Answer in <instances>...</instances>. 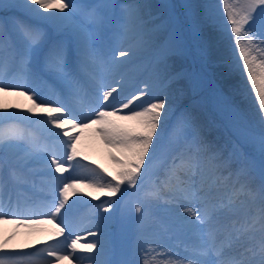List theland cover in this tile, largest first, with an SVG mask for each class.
<instances>
[{
    "label": "snow or ice",
    "instance_id": "6c2138e0",
    "mask_svg": "<svg viewBox=\"0 0 264 264\" xmlns=\"http://www.w3.org/2000/svg\"><path fill=\"white\" fill-rule=\"evenodd\" d=\"M19 7L26 18L16 19L8 33L0 29V67L11 53L18 63L22 83L14 85L0 79V93L16 91L27 95L32 101V107L27 111L37 115V118L25 116L22 120L26 123L21 126V118L0 106V166L7 162L11 175L19 179L16 171L19 166L40 163L43 166L39 173L43 178L41 183L51 190L52 196L50 202L32 199L13 201L12 197L5 201L2 194L5 181L0 176V222L11 219L13 223L25 227L57 220L65 223L64 214L68 212L65 206L69 197L77 194L78 183L86 177L57 174L68 170L65 160L75 161V164H69L74 173L76 169L87 168L76 160L79 155L76 146L78 136L69 135L66 129L96 126L101 139L125 158L112 157L122 170L111 180L92 168L90 171L94 175L85 186L94 189L98 195H87H92L93 199H99L101 195L112 197L122 192V185L133 189L139 186L144 205L150 206L161 199H165L166 203L175 202L183 209V214L178 215L181 225L198 234V242L188 249L186 255L149 249L145 253L144 264H151L147 259L150 253L167 257L165 264H264V183L258 192H253L237 180L230 190L221 193V185L230 179L225 178L222 171L227 162L203 139L190 114H182L168 133L169 143L184 138V147L168 151L165 132L171 106L166 107V99L153 98L141 105L139 110L130 108L135 100L148 95L147 84L127 103H122L119 109L105 110L117 89L103 90L104 73L119 72L132 55L130 48H116L110 58L99 50L98 36L108 22L109 10L113 6L104 3L78 12L85 6L76 4L74 0H21ZM186 7L191 8L192 5ZM140 9L141 6L136 3L124 5L121 27L125 34H132L142 45L144 34ZM223 9L226 21L219 26L224 38L231 41L237 50V67L246 73V81L258 102L260 120L264 124V0H235L234 3L223 0ZM206 10L208 20L216 21L211 4L206 5ZM197 30V24L193 23L190 29L193 38ZM53 32L60 35L53 36ZM184 43L180 32L173 31L167 40L158 45L159 72H168L169 55L182 51ZM81 73H85L89 82L95 84L94 99L87 102ZM184 75L176 73L172 79ZM189 78L194 89L199 86L200 80L195 75ZM41 87L53 91L59 89L66 93L69 103L61 102L58 106L42 100L37 103V90ZM73 102L79 104V114L73 109ZM122 109H129V114L117 115ZM118 121L131 122V126ZM33 126L43 137L36 135ZM20 141L27 143L28 147L22 154L11 152L10 149ZM259 142L264 151V128ZM145 179L149 181L146 188ZM241 194L253 198L258 195L259 208L254 213H245L233 219L231 217L236 215L238 202L243 204ZM181 201L199 207H188ZM99 207L104 212L109 210L104 203ZM136 212L143 215L144 208L138 205ZM221 218L225 222H221ZM102 219L107 220L108 217ZM60 223L54 224L52 238L63 235L65 227L70 228L68 224L61 227ZM79 239L77 236L67 243L66 237L64 241L45 243L43 247L27 245L24 249L10 248L8 240H4L0 242V264H59L64 259H75L73 254L78 248L92 252L104 247L100 239L84 245L78 243ZM65 245L71 249L67 255L64 254ZM29 248L35 251H28Z\"/></svg>",
    "mask_w": 264,
    "mask_h": 264
},
{
    "label": "bare ground",
    "instance_id": "6f19581e",
    "mask_svg": "<svg viewBox=\"0 0 264 264\" xmlns=\"http://www.w3.org/2000/svg\"><path fill=\"white\" fill-rule=\"evenodd\" d=\"M138 2L140 3L139 0ZM151 4L152 3L146 2L145 4L146 8H148ZM154 7L155 5H152L151 8L154 9ZM49 11H55V10L50 9ZM25 18L26 17L24 15L23 9L21 10L18 9L17 0H0V28L3 29L5 33H8L11 30L12 24L16 19H25ZM154 32L156 31H153L150 34L148 33V31L144 33L147 36V41L146 42L144 41L142 45H138L136 39L133 37L132 38L128 37L122 40L119 44H117V46H120L119 48H124V49L130 48L131 50L132 49L134 50V47L138 46V49L140 50V52L136 53L135 55H133L132 53V55L133 56L138 55L140 57L146 56L145 60L143 61L144 67L146 66V64L149 66L148 67L149 69L144 74V77L142 78V80L139 81L140 87L138 88L135 87L136 88L135 90H138V93H139L141 90L144 89L145 84H147L149 86L147 89L148 95L141 97L138 100H135L133 104L130 105V108H135L136 110H139L141 105L146 104L149 100H152L153 98H167L168 96H171V99L170 98L167 99L169 102L180 104L178 108L179 110L178 114L179 115H182L185 113L190 114L191 118L194 121V126L199 130L200 135L203 137V139H205L208 142L209 145H211V147L215 150L216 154L222 157L224 160V155L226 154L225 144H226V136H228L227 135L228 128H225L227 126H224L223 119L219 116H215L211 112L205 113L201 111V107L191 104V101L187 100V101L181 102V99L177 95L181 94L184 90H186V87L183 82L184 77L183 79L182 77L179 79H172V77L176 74L175 73L176 66L170 67L171 64L169 62V59H167V64L169 65L168 72L161 73L158 71V68H157L159 53H156L154 58L151 56V54H148V53H147L148 55H143L145 54L143 53L144 52L143 49L145 47L149 49V46H150L149 43L154 42L155 38L160 37L158 34H154ZM171 32H172L171 30H167L163 38H160L162 43L168 39V36ZM201 32L202 33L200 34L201 35L200 39H202L209 48L207 60L210 62L213 61L215 62L216 66H219L218 70L222 74V79L227 85L226 92L228 95L229 104L234 105L237 108L238 112L240 113L243 119L242 121H244L246 125L254 127L258 130H262V128H264V124H262L260 120L258 102L255 99L254 93L250 91V85L246 81V73L242 72L240 67H237V50H235L234 47H230L228 50H226L225 48L228 44V40H226L224 36L217 34L211 26H208V25H205L203 27L201 26ZM206 34H208L207 37H206ZM52 35L59 36L60 34L53 32ZM98 44H99L98 46L99 50H101V48H103L102 46L103 42L102 41L100 42L98 40ZM157 49L159 50V48ZM233 53H235V55ZM132 55L129 58H131ZM129 58H127V60ZM120 59L123 60L125 58H120ZM181 60L182 58H181L180 53L175 52L172 54L173 62H180ZM230 62H232V64ZM228 63L230 67H228ZM131 68L132 67L130 64L125 63V65L123 66L122 69H120L119 72H116V73L105 72L104 73L102 82L105 87L103 88V90H110V88L112 87L117 89V91L113 93V96L110 97L109 102H108L109 106L105 110L113 111V110L119 109L122 103H127L128 100L131 99V96L129 97V94L124 95L126 96V99H123L122 96L120 95L126 89V88L123 89L125 84L130 86L136 80V78L134 80L135 69H131ZM126 69H129L130 71H128L125 74L124 70ZM18 72H19V68L13 71H10V70L7 71L6 67L3 65L2 67H0V79H2L5 83H11L14 85L22 83V81L19 79L20 74ZM114 75H116V77L118 78L117 80L112 81V79H115ZM123 75L125 76L123 77ZM130 76H133L132 80L129 79ZM154 83L159 84L160 88L156 90L155 86L153 85ZM133 89L134 88H131L126 93L133 91ZM47 90L51 91L52 94L54 92L53 90L49 88H47ZM52 94L51 96L55 98ZM0 95L7 96L9 103L7 105V109L4 107L3 108L6 109L9 113L13 114L14 116H17L18 118H21L20 119L21 121H23L22 120L23 117L29 116V115H26V112H28L27 109L32 107V101L28 99L27 95H20L16 91H10L7 94L0 93ZM94 95L95 93H92V94L89 93L88 95L85 96V101L87 102L88 98H91V100L94 99ZM49 98H50L49 94L44 92V96L41 97V99L37 101V103H39L41 100L45 102L47 101L48 103H52V101ZM101 103H105V102L101 101ZM53 105L57 106L59 104L58 102H55ZM79 107L80 106H78V110L76 108V111L78 112V114H79ZM110 107H112V109H109ZM219 110L221 112H224L225 110L228 111L229 108H226V109L219 108ZM127 114H129V109H122L121 111L117 112V115H127ZM13 122H16V121H13ZM118 123L131 126V122L118 121ZM230 126H232V124H230L228 127ZM221 127H223L224 129ZM78 130L79 128L72 129L71 127H68L66 129L69 135H77L79 142L80 141L89 142L90 149L88 150V152L90 156L84 158L86 160V163H88V165H87V168L83 171V173L79 174V175L86 177V179L81 180L77 185L79 189L78 192H80V194L83 195L82 198L81 197L77 198L79 199V201H81L79 202L80 203L79 205L81 206L77 205L75 203L76 201L75 198H73L72 203L70 204L71 207H66L68 208V212L64 214V219L71 221L74 217L78 215L79 219L82 221L84 218L92 216L90 217L92 222L86 224L81 230L78 227L79 232L77 231L76 233H74L73 231H71V234H77L76 236L74 235L72 239H76V237L79 236L80 237L79 241L82 242L80 245L91 243L94 240L100 239L104 247L102 250L97 248V249H94L92 252H88L84 248H78L76 252L73 254L75 256V259L73 258L64 259L60 261L59 264H98L100 263V261H102V256L100 255L101 254L100 252H102L105 248H109L110 243L104 239L105 237L103 236L105 235H102V236L100 235L101 232L104 233L103 230L97 225H94L93 222L99 224L100 226L102 225L101 227L103 228L105 221L107 223L108 221H111V219L116 216L114 215L115 214L114 212H116L115 211L116 206L114 209L112 208L113 202H114V196L109 197L107 195H101L99 196V199H93L92 195H87V194L93 193V195H98V193H96L94 189L86 187L85 185L89 183V181L92 179L94 175L90 171L92 168L97 169L109 180H111L113 177H117L119 172L122 169H121V165L118 164L116 160H113L112 157L115 156L117 157V159H124L125 157L120 151H117L116 149L107 145L101 139L99 133L96 131V126L84 128L80 132ZM57 131H60V130H57ZM66 138L67 137H65V139ZM187 138L191 139L189 135H187ZM81 142L77 144L76 146L81 147ZM247 145L248 146L246 145L245 146L249 148L248 143ZM183 147H184V138H181L179 141L173 142L172 148L170 150L169 149L167 150L170 152L171 150L178 151L182 149ZM20 150L21 152H23V148H19L18 151H14V152H19ZM231 166H233L232 163L227 162V164L222 169L223 176L225 178L230 177V179H227L226 182L223 185H221V188L224 187L223 192L226 190H230L232 184L235 183L237 180H239L241 185H246L247 189L253 192H258V189L260 188L261 184L264 182L252 174H249L248 175L249 177L246 176V179H244V176L241 177L242 174L244 173V170L240 173V175L237 176L235 181L229 182L234 172L233 170L235 169L233 167L231 169ZM42 168H43L42 165H38V163L31 162L27 164V166H24V165L19 166L16 169V171L21 176H24L26 181L34 185L33 180H35V178L31 177L30 179V177L26 173H24L23 170L29 171L31 173H35L37 174L38 178L42 179V176L39 175V173L42 171ZM228 171H230V174ZM242 179L246 180L245 184L243 183ZM146 187H148V184L146 185ZM237 187H239V185H237ZM244 195L245 194H241L240 196V200L243 201V204L250 201L253 198L249 195L242 198ZM137 196H138V193L135 192V194L131 196V198L135 200ZM3 197L5 200L6 197L4 195ZM119 198H120V195L118 196L117 201ZM32 199L35 200L34 198ZM6 200H8V198ZM38 202H41V201H38ZM96 202L99 205L101 203H104L105 205L108 206L109 210L107 212H103L101 208L97 207ZM259 203L260 201L257 195L254 198V203L251 205V207L257 208V209H254L253 212L258 210ZM163 205L169 208L171 204L166 203L164 199ZM239 205L241 206L242 204H239L238 202V208L236 211V215L231 218L233 219L239 218L243 216L245 213H248V211L245 212L244 214L238 213ZM84 214L85 216H83ZM162 216H163V213H160V214L158 212L152 213V219L156 221L158 225L162 226L165 230H167L166 231L167 234L170 231L171 237L175 238L180 233L187 230L186 228H183V226L176 227L174 225H171L170 223L166 221L167 219L166 216H165V219ZM102 217H108V219L105 220V219H102ZM16 219H23V217H16ZM152 225L154 227H157V225L154 224L153 221L151 222V226ZM69 226L70 228L68 227L67 229L76 231V228L72 227L71 225ZM32 228L34 232H31ZM27 230H30V232H27ZM54 231H55V228L53 227L52 223H42V224H38L32 227H25L17 223H13L11 219H7L5 221L0 222V242L4 240H8V246L10 248L24 249L25 246L27 245L34 246L37 240L44 241V240L52 239L53 243H55L57 241H64L65 238L68 237L66 234H63L61 236L52 238V233ZM192 232L193 234L194 233L197 234L194 230H192ZM90 233H96V235H92ZM135 236L140 237V239L144 243V239L139 234H136ZM43 246L44 245H41L39 247H43ZM67 249L68 250H65V253H64L65 255H67L68 252H71V249L70 250L69 248ZM27 250L35 251L34 248H29ZM146 252L147 251H145V253ZM145 253H140L136 251L131 253V256H134V258L140 257L139 260L141 261H138L137 259L136 260L132 259L134 261H130V263L132 264H137L136 262L144 263ZM152 254L153 253H150L147 257V259L150 261L156 260V258H154ZM154 256H156L155 253H154ZM48 259L51 260L53 258L48 257Z\"/></svg>",
    "mask_w": 264,
    "mask_h": 264
},
{
    "label": "rangeland",
    "instance_id": "374dc122",
    "mask_svg": "<svg viewBox=\"0 0 264 264\" xmlns=\"http://www.w3.org/2000/svg\"><path fill=\"white\" fill-rule=\"evenodd\" d=\"M139 1L140 3L138 2V0H74L76 4L85 6L84 9H78L77 10L78 12L86 10V8L95 7L97 5L104 3H108L113 6L109 10L108 22L106 23L104 29H102L100 33V35H104L107 37L108 36L114 37L113 39H110L109 43L106 44V48H104L102 51L100 50L101 53L105 56H108V54L112 52V48L113 50L119 48L120 46H117V44H119L122 40L128 37L135 38L132 34H125L121 27L122 8L124 5L129 3H137V4L139 3L138 5L141 6L140 11L142 17L143 30L144 29L147 30L149 34L152 33L153 31H156L154 32V34H158L160 36L159 38H155L154 42L149 43L150 44L149 49L145 47L143 49L144 51L143 53L145 54L148 53L152 55L154 51H156L158 45L162 44L160 38H163L167 30H171L172 32L173 31L180 32V34L183 36L185 41L183 50L178 51V53H180L181 55L182 60L180 62H173L172 61L173 53L170 54L168 57L169 62L171 64L170 67L176 66L175 73L185 74L183 76L184 79L183 77L182 79L186 87V90H184L181 94L177 96L181 99V102L187 100L191 101V104L200 106L201 111L205 113L211 112L215 116L221 117L223 119L225 126H229L230 124H232V126L230 127H225L228 128L227 129L228 136H226V144H225L226 154L224 155V161L232 163L233 166H231V169L232 167L235 168L233 171L237 175L244 170V173L241 176V177L244 176V179H246V176H248L249 174H252L264 182V151H262L259 142V135L261 130L246 125L244 121H242L243 119L240 113L238 112L237 108L234 105L229 104L228 95L226 92L227 85L222 79V74L218 70L219 66H216L215 62L211 61L212 62L211 63L210 61L207 60L209 48L204 43V41L200 39L201 36L200 34L202 33L201 26L203 27L205 25L211 26L217 34L224 36L223 30L219 26L226 21V15L223 9V0H139ZM20 2L21 0H17L19 10L22 9L19 7ZM146 2L152 3L149 6L150 8L149 7L146 8L145 6ZM229 2L234 3L235 0H229ZM209 4H211L214 9V12L216 14V21H209L207 18L206 5ZM152 5H155L154 9L151 8ZM187 5H192V7L188 8L186 7ZM54 10L57 11L56 9ZM160 19L162 21H160ZM193 23L197 24L198 26V30L194 38L190 31ZM207 35L208 34H206V37ZM143 40L145 42L147 41L146 34L143 35ZM230 47H234V45L232 44L231 41L228 40V44L225 49L228 50ZM131 51L133 55L140 52L138 46L134 47V50L132 49ZM233 54L235 55V53ZM133 55L131 59L127 60V62L131 65V67L133 66L131 69H135L136 70L135 74H137V69L141 72L142 67L144 66V63H141V61H143L142 60L143 58L137 57L138 55L137 56H133ZM230 63L232 64V62ZM3 65L7 68V70L10 69L12 71L15 70L16 67H18V63L14 60L11 53H9L6 56L5 63ZM228 67H230L229 63H228ZM192 75H195L200 80L199 86L196 87L195 89L193 87L192 80L189 78ZM153 85L155 86L156 90L160 88L159 87L160 85L157 83H154ZM41 88L37 90L38 95L40 94ZM43 88L47 90L46 87ZM53 95L56 98H53L51 95H49L50 96L49 99L52 101V103L50 104L53 105L55 102H58V99L62 100L61 93H58L56 91V93H54ZM62 95L63 97H66L65 94ZM0 96H1L0 106H3L4 108L7 109V105L9 103L7 96L5 95H0ZM41 97L42 96L39 95V100L41 99ZM168 98L171 99V96L164 98L166 99L167 102L166 107L168 105L171 106V112L169 113L166 122L165 143L167 149L170 150L172 148L173 142L169 143L168 133L172 131L173 127L176 125L177 120L181 117V115L178 114L179 111L178 108L180 104L171 103L167 100ZM64 102L65 101L63 100L62 103ZM219 108L221 109L229 108V110L228 111L225 110L224 112H221ZM26 115L32 116L33 119L37 118V115L33 113L26 112ZM19 122L21 123V126H24V123L21 120H19ZM33 128L39 130L36 126H33ZM78 143H79V139L77 140V144ZM247 143L249 144V148L246 147L248 146ZM82 144L86 148H88L85 143ZM20 146L27 147V143H25L24 141H20L18 142L17 146L10 149V151L11 152L18 151ZM77 151L79 153L77 157L80 159L83 156L84 157L89 156V152H87L86 150L82 149L79 146H77ZM69 164L72 163L65 160V167L68 170L63 174H57V175L66 176L71 169L69 167ZM230 171H228L229 174ZM244 179L242 180L243 183L245 184L246 180ZM147 181L148 179H145L144 181L145 187H146L145 183ZM121 188H122V192L119 193L118 195H121V197L123 198L124 195L126 194L128 195L133 194V192H136V190L140 187L138 186L136 189H133L122 185ZM77 194L79 195L80 193L77 192ZM80 197L82 198L83 195L80 194ZM116 197L117 195L114 196V198ZM142 200H143V192H142ZM251 200L252 201H248V204L254 202V198H252ZM161 201H158L157 203H154L149 207L152 208L153 210H157L163 213L164 215L172 217V219L175 221L177 219V222L175 223L179 222L181 224V222L178 220V215L183 214V209H180V207H178L177 209L180 210H177V212L174 215H171L170 212L172 211V209L165 207L163 203H161ZM143 204L144 203H140L139 199L134 201L130 198L126 199V202L122 207V210L117 215L118 219L115 221L116 223L113 226L114 228H112V233L108 234L109 236L108 241L111 243L110 244L111 248L110 249L105 248L106 251L104 249L102 252H100L101 253L100 255L102 256V261H100V263L98 264H123L124 263L123 260L126 257L128 251L132 247L136 246V243L133 241L134 240L133 234L136 233L135 231L139 229H143V230L145 229L147 231H151L152 226L148 221H146L145 224L142 223L140 226L138 225L139 220L146 219L145 212L147 209L146 206L148 205H143ZM138 205L144 208L143 215L136 212V207ZM174 210H176V207ZM60 226L62 227L61 223ZM105 230L106 228L104 229V231ZM77 231L78 229H76L74 233H76ZM154 231H157V228H154ZM190 231L192 232V230ZM27 232H30V230H27ZM31 232H34L33 228L31 229ZM154 234L156 235V232H154ZM42 243L45 242H43L42 240H37L34 246L39 247L42 245ZM46 243L51 244L53 242L47 241ZM78 243L81 244L82 242L79 241ZM150 245L151 244H149V246ZM147 247L148 245L146 246V248ZM151 247H154V249H156L161 253L171 252L178 254L179 256H183L179 251L174 250L171 243L169 244L167 240L164 239H158V243L152 244ZM152 255L154 258L159 257L158 261L155 262L151 261L152 264H165L167 257H164L162 255L154 256V253ZM136 259L138 261H141L139 260L140 257H136ZM138 263L144 264L140 262Z\"/></svg>",
    "mask_w": 264,
    "mask_h": 264
}]
</instances>
